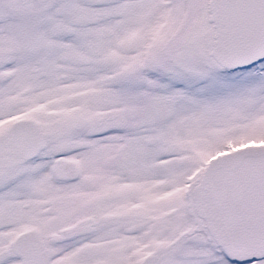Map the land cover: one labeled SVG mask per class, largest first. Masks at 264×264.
Wrapping results in <instances>:
<instances>
[{
	"label": "snow or ice",
	"instance_id": "6c2138e0",
	"mask_svg": "<svg viewBox=\"0 0 264 264\" xmlns=\"http://www.w3.org/2000/svg\"><path fill=\"white\" fill-rule=\"evenodd\" d=\"M0 264H264V0H0Z\"/></svg>",
	"mask_w": 264,
	"mask_h": 264
}]
</instances>
